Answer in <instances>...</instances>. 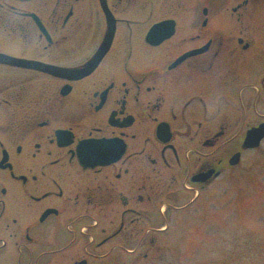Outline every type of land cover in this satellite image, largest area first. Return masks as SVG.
Segmentation results:
<instances>
[{
	"label": "flooded vegetation",
	"instance_id": "flooded-vegetation-1",
	"mask_svg": "<svg viewBox=\"0 0 264 264\" xmlns=\"http://www.w3.org/2000/svg\"><path fill=\"white\" fill-rule=\"evenodd\" d=\"M261 123L264 0H0V264L152 257Z\"/></svg>",
	"mask_w": 264,
	"mask_h": 264
},
{
	"label": "rangeland",
	"instance_id": "rangeland-1",
	"mask_svg": "<svg viewBox=\"0 0 264 264\" xmlns=\"http://www.w3.org/2000/svg\"><path fill=\"white\" fill-rule=\"evenodd\" d=\"M194 214L138 264H264V141L239 172L211 185Z\"/></svg>",
	"mask_w": 264,
	"mask_h": 264
},
{
	"label": "water",
	"instance_id": "water-1",
	"mask_svg": "<svg viewBox=\"0 0 264 264\" xmlns=\"http://www.w3.org/2000/svg\"><path fill=\"white\" fill-rule=\"evenodd\" d=\"M264 138V124L260 125L258 128H254L247 133L243 148H253L259 146L261 140ZM238 155L235 157L237 162ZM234 159V160H235Z\"/></svg>",
	"mask_w": 264,
	"mask_h": 264
}]
</instances>
